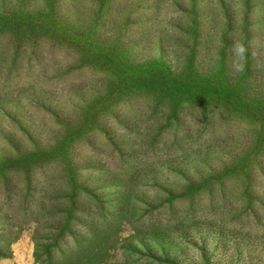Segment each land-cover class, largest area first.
Here are the masks:
<instances>
[{
  "label": "rangeland",
  "instance_id": "374dc122",
  "mask_svg": "<svg viewBox=\"0 0 264 264\" xmlns=\"http://www.w3.org/2000/svg\"><path fill=\"white\" fill-rule=\"evenodd\" d=\"M0 165V264H264V0H0Z\"/></svg>",
  "mask_w": 264,
  "mask_h": 264
},
{
  "label": "trees",
  "instance_id": "16d2710c",
  "mask_svg": "<svg viewBox=\"0 0 264 264\" xmlns=\"http://www.w3.org/2000/svg\"><path fill=\"white\" fill-rule=\"evenodd\" d=\"M145 71L147 72L146 73V76L148 77V75H149V69L148 68H145ZM124 81H126V78H123L122 81H121V83H123ZM192 81H193L192 78H189L187 76L186 77L180 76L178 79L172 80V82H174L173 85H176V86L175 87L171 86V87L173 88V90H176V88H179V90H184V87L190 88L189 86H192L194 84ZM207 84H209V85H207L206 87H204V91H213V92H218L219 91L220 84L217 86V83H212L210 81H208ZM210 84H212L213 86H211ZM237 89L238 88L235 87L232 90V92L230 93V96H235V94L240 95L241 92L236 93V90ZM202 99L203 100H200V102L202 103V105L203 104H206L207 103L206 101L208 99V96L206 95L205 97H202ZM10 174H11V171L10 170H6V168L4 167V165H0V179H1V177H4V180H3V183H2L3 184V188H4V193H8V190L10 188L9 182H11V181H10L9 178H6V177H11ZM56 232L58 233V231H56L53 226H51V228H49L46 231V233H48L50 235L51 234H54ZM59 233H61L60 236L62 235V237H63V235L66 233V231H62V232L60 231ZM61 239H63V238H61ZM75 260H77V257L76 256H73L71 258H67L66 263H63V264H75Z\"/></svg>",
  "mask_w": 264,
  "mask_h": 264
},
{
  "label": "clouds",
  "instance_id": "9594fccd",
  "mask_svg": "<svg viewBox=\"0 0 264 264\" xmlns=\"http://www.w3.org/2000/svg\"><path fill=\"white\" fill-rule=\"evenodd\" d=\"M235 51H236L238 54H241V55H242V54L245 52V48H244V46H243L242 44H240V45H237V46H236Z\"/></svg>",
  "mask_w": 264,
  "mask_h": 264
}]
</instances>
